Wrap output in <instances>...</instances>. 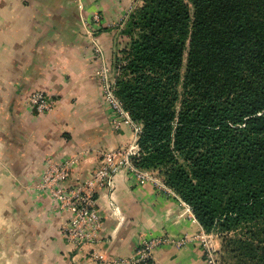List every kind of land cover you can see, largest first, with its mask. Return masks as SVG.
I'll use <instances>...</instances> for the list:
<instances>
[{
	"label": "crops",
	"instance_id": "crops-1",
	"mask_svg": "<svg viewBox=\"0 0 264 264\" xmlns=\"http://www.w3.org/2000/svg\"><path fill=\"white\" fill-rule=\"evenodd\" d=\"M133 2L0 0V264H108L132 255L143 238L162 237L175 241L158 245L150 264H208L202 237L222 245L164 175L139 183L121 172L113 195L101 189L103 229L81 249L64 233L69 214L37 187L49 162L77 156L73 184L104 152L133 142L134 126L105 99L101 75ZM40 90L56 100L45 114L29 104ZM95 250L107 262L95 260Z\"/></svg>",
	"mask_w": 264,
	"mask_h": 264
},
{
	"label": "trees",
	"instance_id": "trees-1",
	"mask_svg": "<svg viewBox=\"0 0 264 264\" xmlns=\"http://www.w3.org/2000/svg\"><path fill=\"white\" fill-rule=\"evenodd\" d=\"M123 34L135 164L163 171L235 264H264V0H144Z\"/></svg>",
	"mask_w": 264,
	"mask_h": 264
},
{
	"label": "built area",
	"instance_id": "built-area-1",
	"mask_svg": "<svg viewBox=\"0 0 264 264\" xmlns=\"http://www.w3.org/2000/svg\"><path fill=\"white\" fill-rule=\"evenodd\" d=\"M96 19H99L98 14ZM97 52L102 54L100 47ZM105 84L103 94L105 99L117 111L121 118L131 121L135 130L133 142L126 148L112 149L104 152L98 166L90 172L86 178H76L73 184L68 179L73 175L78 162L77 156L63 162H49L42 180L37 187L48 190L49 193L59 202L60 207L69 214L64 224V233L68 240L77 248L86 245H94L103 229L101 209L99 207L98 192L101 189H108L111 195L115 190V178L121 172H128L139 183L155 181L154 172L139 167L135 164L134 158L140 154L138 144L142 127L137 124L125 109L123 103L116 95V83L110 82L105 65L101 71ZM115 83V84H114ZM29 104L39 114H45L53 110L56 100L45 91L33 92L29 97ZM119 125V122H117ZM169 237L143 238L135 252L130 256L108 260V264H150L153 259L154 249L164 243L174 242ZM188 238L179 240L178 245H184ZM202 243L206 250L208 264H221L216 249L207 237H202ZM95 260L107 262L102 254L95 250Z\"/></svg>",
	"mask_w": 264,
	"mask_h": 264
},
{
	"label": "rangeland",
	"instance_id": "rangeland-1",
	"mask_svg": "<svg viewBox=\"0 0 264 264\" xmlns=\"http://www.w3.org/2000/svg\"><path fill=\"white\" fill-rule=\"evenodd\" d=\"M144 0H134V2L131 5V9L130 11L126 14V16L124 18H121L119 21V29H121V31H119V35H118V44H117V55L116 58H113L111 65L109 66H105V68L107 69L108 75L110 77V82H115L116 86H117V80L118 78L121 76V70H120V65L121 62L119 61V58L122 57L123 53H122V49L125 46V43L128 40V36L126 34H123L126 23L129 20V15L132 14V12H134V10H136L138 7L143 5ZM187 53L188 50L185 53V59H184V67H183V71L185 69V65H186V57H187ZM105 79L103 80L102 77V87L105 84ZM114 83V84H115ZM140 136V135H139ZM149 171L154 172L153 175L158 177V176H163V171L161 170H157V169H148ZM214 240L217 241L222 245H220L219 247L217 246V244H215V249L217 252V255L219 257L220 263L221 264H235L234 260L232 259V255L226 251V249L224 248V237L225 235H223L222 233H220V231H214ZM230 235H234V233L230 234Z\"/></svg>",
	"mask_w": 264,
	"mask_h": 264
}]
</instances>
